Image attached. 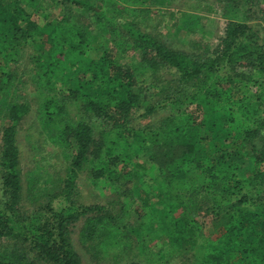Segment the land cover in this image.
Listing matches in <instances>:
<instances>
[{
  "label": "trees",
  "instance_id": "1",
  "mask_svg": "<svg viewBox=\"0 0 264 264\" xmlns=\"http://www.w3.org/2000/svg\"><path fill=\"white\" fill-rule=\"evenodd\" d=\"M59 1L63 14L52 22L44 9L47 0H25L30 10L21 0H0V241H13L0 245V264H83L69 226L84 218L83 242L108 248L114 233L127 229L134 210L144 234L157 233L154 227L166 234L169 256L182 257L203 239L201 255L183 264H264V29L247 23L263 10L259 1L208 2L209 13L220 7L228 19L224 34L214 48L191 43L189 51L138 26L149 0ZM84 15L89 25L82 24ZM196 19L182 12L172 26L178 31ZM92 44L100 51L97 59L87 55ZM128 52L139 60H123ZM25 56L29 65L19 77L25 76L24 85L31 64L39 68L35 94L28 88L30 100L36 103L39 129L49 133L65 168L46 194L35 176L29 183L34 203L48 196L38 209L22 202L17 134L32 105L18 92L15 69ZM169 68L176 75L162 83L160 72ZM143 87L160 94L156 104L173 109L158 127L128 125L141 103L146 113L156 105L142 100ZM68 101L75 108L66 107ZM75 109L76 119L70 115ZM95 119L104 122L96 139ZM201 128L210 133L205 135L213 147L209 153L201 144ZM228 138L238 143L224 146ZM85 164L93 184L103 179L113 187L120 211L78 201L77 178ZM193 170L202 183H196ZM198 199L205 210L195 212ZM201 212L215 221L212 237H202ZM207 222L202 220L203 227Z\"/></svg>",
  "mask_w": 264,
  "mask_h": 264
},
{
  "label": "rangeland",
  "instance_id": "2",
  "mask_svg": "<svg viewBox=\"0 0 264 264\" xmlns=\"http://www.w3.org/2000/svg\"><path fill=\"white\" fill-rule=\"evenodd\" d=\"M48 4L44 8L48 10L47 12V19L51 20L52 22H56L57 18L54 16H59L63 14L64 4L62 5L59 0H47ZM151 1V2H150ZM259 1V6L263 7L262 11L255 12V19L252 18L247 20V23L250 25H255L254 23H259L260 27L264 29V0H257ZM22 4H25V8L30 10V6H26L25 0H21ZM208 2H213L212 0H207L202 3V0H163L161 2H155L152 0L148 1V4L145 6L148 8V12L143 16V21H141L138 26L142 28L144 31H148L154 36L158 37L159 39L163 40L169 46L179 49V50H186L189 51L192 48V44H197L199 48H214L219 43L220 38L224 34L225 24L228 22V19L223 17L222 10L220 7H217V13H209L206 10V5ZM130 6H134L131 3H128ZM216 4V3H215ZM22 5V6H23ZM44 10V11H45ZM189 13L194 16H197L196 22L189 26V27H182L178 31L173 28L172 24L175 22L181 13ZM82 24L85 26L86 24L89 25L91 23V19L89 16L84 15ZM93 27V26H92ZM87 55L90 58L97 59L100 56V51L95 44L90 45L88 49ZM26 56L24 59L22 58L21 65L16 67V76H20L21 73L25 70L24 67L29 65L28 60H26ZM28 59V58H27ZM123 60L125 61H136L139 60L138 55L135 53H124ZM33 68L29 71L31 76L30 81L26 82L23 85L25 80V76L19 77L21 80V87L18 88L19 94H21L22 98H25L29 101L32 105V111H30L27 116L22 120L21 127L18 130L17 134V143L19 144L20 149V162L21 167L23 170L22 179H23V206L25 208H40L42 204L46 203L49 199L48 196H42L39 200L34 203L32 198L34 197V190L31 189L29 183L34 180L38 179L37 184L39 183L46 187L44 190L45 194L47 193L48 189L53 188V181L56 179L62 178L65 172V168L62 164V158L59 155V152L56 148L54 142L49 137V133L43 129H39L40 123L37 120V110L36 103L30 100V96L32 93L29 91L28 88L31 87L33 90L36 84V75L40 73L39 68H37L34 63L31 64ZM30 68V67H29ZM39 72V73H38ZM38 73V74H36ZM162 83L166 81L172 80L176 72L169 68L168 70H164L162 72ZM242 83H239L236 88L242 91V87L239 86ZM174 86V82L171 81L168 83L167 89L170 90ZM234 86V85H233ZM63 88H66L64 85ZM58 90V87L56 88ZM136 91V89L134 90ZM35 90H33V93ZM154 90L148 89L143 87L141 90V97L142 100L147 102L148 100L151 101V104H156L159 102V98L161 97L160 94L157 96L153 95L152 93ZM244 92H247L245 90ZM35 94V93H34ZM17 93L14 94L16 96ZM33 99V97H32ZM161 103V102H159ZM159 103L155 105L153 110L150 113H146L147 108L145 105L141 103V106L133 113V120L129 123V126L138 127L139 125H148V126H155L158 127L162 119L172 114L173 109L170 106L161 107ZM66 107L70 109L75 108L74 104L71 101H68ZM140 109V111H139ZM80 111L75 109L71 111L70 115H74L73 117L76 119ZM104 122L98 119L92 121V135L93 138L96 139L99 137L100 129L103 127ZM200 132V139L201 144H203V149L208 151V153L213 148L209 146V143L205 137H208L210 134L209 131L204 130L201 128ZM130 139L129 141H131ZM222 143V142H221ZM237 138H233L230 141L228 138L225 145H234L237 144ZM120 168V164L118 166ZM90 165L85 164L84 169L79 173L77 178V190L78 195L77 199L79 202L88 205V204H101L107 206L112 209L113 213H116L121 210V205L115 199L113 187L103 179H99L95 182V184L91 181V175L88 173ZM192 175L196 176V183H202L203 179L199 175L198 171L193 170ZM35 178L33 179V177ZM41 178V182L39 180ZM49 180L44 182L43 180ZM33 190V191H30ZM261 194H264V190L260 189ZM49 195V194H48ZM250 197V196H247ZM114 200V203L110 205V200ZM255 199V195H254ZM201 199H198L197 202L194 204L193 211L197 212L198 210H205V206L202 208H198V204L202 203ZM133 208V207H132ZM136 212L135 210L128 216L127 219V233L126 230L121 233L117 231L114 233L113 238L110 240L109 247L95 245L92 240L83 242L82 237L80 235L81 227L84 223V218H80L76 222L72 223L73 225L69 226L70 230V239L74 246L76 252L81 256V260L83 264H130L131 262H137L138 264H183L187 262L190 257H198L202 253V245L200 239H197V242L193 245V247L188 246L183 253L186 255L181 257V253L178 255L169 256L168 250H171L170 246L166 244V234L158 227H154V231L157 232L153 233H146V230L140 231L138 228L139 222L136 220ZM198 222H200L202 237L205 235L208 237H212L210 232L216 227L215 221L207 217L206 214L200 213V216L197 218ZM202 220L209 222L206 223L205 227H203ZM211 222V223H210ZM218 222H222L219 220ZM210 223V224H209ZM209 224V225H208ZM206 232V233H205ZM144 234V235H143ZM144 237V238H143ZM207 238V237H205ZM113 241V242H112ZM141 241L143 242L141 244ZM10 243L13 244L12 240H8L3 238L0 241V245H5ZM27 245V242L25 243ZM139 245L144 246V250L139 249ZM164 249V252L160 250ZM160 252V256L150 257L153 254L149 252ZM174 252H177L174 250ZM193 260V259H191Z\"/></svg>",
  "mask_w": 264,
  "mask_h": 264
}]
</instances>
